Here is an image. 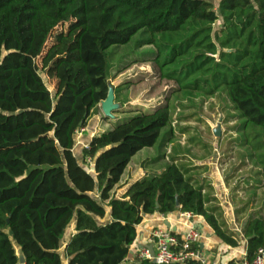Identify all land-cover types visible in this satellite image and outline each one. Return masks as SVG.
I'll use <instances>...</instances> for the list:
<instances>
[{
    "label": "trees",
    "instance_id": "16d2710c",
    "mask_svg": "<svg viewBox=\"0 0 264 264\" xmlns=\"http://www.w3.org/2000/svg\"><path fill=\"white\" fill-rule=\"evenodd\" d=\"M75 18L84 25L78 54L58 64L54 96L36 59L54 28ZM141 31L151 36L136 46L155 44L159 54V34H190L193 70L212 74L196 85L208 95L225 87L245 118L242 126L264 130V0H220L217 6L211 0H0V264H23L22 254L24 264H65L60 249L74 219L75 233L64 249L68 264H126L138 225L177 210L203 217L225 242L237 245L222 229L216 207L206 205L211 197L203 185L175 157L161 172L133 181L123 195L113 192L132 158L156 144L164 128L163 146L173 141L169 103L137 111L98 134L90 129L87 144L75 151L78 130L90 127L108 97L111 49ZM129 60L118 73L145 60L162 67L159 57ZM255 135L264 147L262 134ZM45 137L58 148L31 145ZM30 173L33 180L43 175V188L27 195L19 188ZM243 228L246 260L253 261L264 247V216L251 215Z\"/></svg>",
    "mask_w": 264,
    "mask_h": 264
},
{
    "label": "rangeland",
    "instance_id": "374dc122",
    "mask_svg": "<svg viewBox=\"0 0 264 264\" xmlns=\"http://www.w3.org/2000/svg\"><path fill=\"white\" fill-rule=\"evenodd\" d=\"M215 28H220L219 24ZM83 29L82 20L77 18L59 24L51 32L42 53L36 59L39 71L54 96L60 82L56 73L57 66L61 61L77 56L79 36ZM145 36L151 35H144L141 31L130 43L111 49L110 84L114 90L113 105L116 108L112 110V114L107 115L102 103L100 104L97 116L90 120V127L81 134L77 133L75 151L78 152L85 144L90 129L97 134L112 128L122 119L135 115L137 111L169 103L172 108V125L179 131L173 140L187 142L190 139L193 142L207 143L211 148H219V161L223 165L224 176L228 179L232 201L247 211L248 218L255 214L264 216V147L258 146L259 137L255 135L259 132L264 137V130L251 125L246 128L242 126L245 118L229 101L225 87L208 95L202 91L204 87L196 85L199 77H209L212 80V74H204L202 69L193 70L197 63H191V60L196 50L192 46L187 48L190 34L184 31L159 34L162 37L161 42L158 40L161 43V54L155 44L142 48L136 46ZM145 57H159L163 73L171 77L164 76L160 64L154 60L139 61L117 72L129 59ZM214 84L215 81H211L207 85L208 89ZM218 128L221 129V135L216 134ZM168 131L169 127L164 128L156 144L140 150L133 157L135 162L132 166L138 168L143 165L149 170L147 174L154 173L153 170L157 169L164 170L171 162L166 157L168 145L163 146ZM31 145L58 148L51 137L42 138ZM167 154L171 153L168 151ZM42 176L35 180L34 173L25 176L19 190L23 193L28 191L27 195H32L37 189H42ZM113 192L118 195L116 188ZM96 196L99 198V193Z\"/></svg>",
    "mask_w": 264,
    "mask_h": 264
},
{
    "label": "crops",
    "instance_id": "0c3cea01",
    "mask_svg": "<svg viewBox=\"0 0 264 264\" xmlns=\"http://www.w3.org/2000/svg\"><path fill=\"white\" fill-rule=\"evenodd\" d=\"M211 1L217 6L220 0ZM216 24L220 26L222 24V18H220L215 25ZM176 133H179L177 129H175V134ZM88 139L89 135L86 140ZM175 143H177L178 146ZM86 144L87 142H85V145ZM169 145L171 146L169 147ZM218 149L219 148L215 147L211 148L207 143H201V141L193 142L188 139L187 142H183L173 140L167 146V152L169 151L171 154L168 155L166 152V157H168L169 161L171 160L170 158L175 157L176 163L185 164L190 171V176L193 177V182L197 185H203V192L211 197L206 205H208V207H216L215 215L222 225V229L227 231V234L231 235L232 238L237 241V245H231L225 242L204 221L203 217L195 215L193 221L199 226L202 225L204 232L200 247L204 249L206 255L215 258L220 264H239L246 260L247 238L244 236L243 227L248 220V214L241 205L236 204V202H233L234 200L232 201L231 199L232 197L229 194V187L227 184L228 179L224 176L222 170L223 165L219 161L221 151ZM133 162L135 161H133L132 158L122 175L121 181L116 186L118 196L123 195L133 181L142 178L149 171L146 170L143 165L138 168L133 167ZM134 165H136V163H134ZM225 165L227 166L228 163ZM153 171L161 172L162 170L157 169ZM181 213L182 211L177 210L168 214L156 213L147 216L142 223L138 225L139 236L137 241L131 246V249L149 246L150 235L155 228H168L165 223L166 220L171 222V229L173 231L182 234L186 230L189 220L181 216ZM255 216H257V214H255ZM75 223L76 219L70 224L66 241L63 242L60 249L65 264L69 263V258L65 256L64 249L66 243L75 233Z\"/></svg>",
    "mask_w": 264,
    "mask_h": 264
},
{
    "label": "built area",
    "instance_id": "2783aa9c",
    "mask_svg": "<svg viewBox=\"0 0 264 264\" xmlns=\"http://www.w3.org/2000/svg\"><path fill=\"white\" fill-rule=\"evenodd\" d=\"M87 127L78 130L81 134ZM181 216L189 220L186 230L182 234L175 233L171 228H155L150 235V245L153 246L154 254L149 246L135 247L131 249L126 263H143L150 261L151 264H188L197 261L200 264H220L215 258L205 254L200 247L204 232L193 221L195 215L191 212H183ZM239 264H264V247L258 250L253 261L244 260Z\"/></svg>",
    "mask_w": 264,
    "mask_h": 264
},
{
    "label": "water",
    "instance_id": "95a60500",
    "mask_svg": "<svg viewBox=\"0 0 264 264\" xmlns=\"http://www.w3.org/2000/svg\"><path fill=\"white\" fill-rule=\"evenodd\" d=\"M113 103H114V90L111 87L110 88V91H109V94H108V97L104 101H102L103 109H104V111L106 112L107 115L108 114H112V110H114L116 108L113 105ZM216 134L217 135H221V129L220 128H218L216 130ZM165 223H166V225H167L168 228H171L172 227V224H171V222L169 220H166ZM200 227L202 229V225H200ZM202 231H203V229H202ZM10 232L12 233V231H10ZM149 247L151 248V251L154 254L153 246L152 245H149ZM20 260L24 264L25 257H24L23 254L20 255ZM126 264H144V263H126ZM149 264H151V263H149Z\"/></svg>",
    "mask_w": 264,
    "mask_h": 264
}]
</instances>
